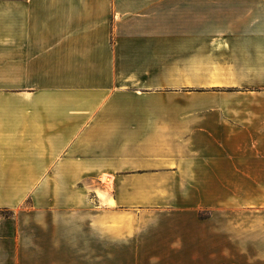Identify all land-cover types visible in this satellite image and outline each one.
Wrapping results in <instances>:
<instances>
[{
	"label": "crops",
	"instance_id": "obj_1",
	"mask_svg": "<svg viewBox=\"0 0 264 264\" xmlns=\"http://www.w3.org/2000/svg\"><path fill=\"white\" fill-rule=\"evenodd\" d=\"M0 66V264H264V0H0Z\"/></svg>",
	"mask_w": 264,
	"mask_h": 264
},
{
	"label": "rangeland",
	"instance_id": "obj_2",
	"mask_svg": "<svg viewBox=\"0 0 264 264\" xmlns=\"http://www.w3.org/2000/svg\"><path fill=\"white\" fill-rule=\"evenodd\" d=\"M6 91V85H5V66H0V94H4ZM11 211H6V210H0V217L1 216H12ZM148 213V212H147ZM143 214H145V212H143ZM211 212L205 210L204 212L201 213V217L202 218H208L211 217ZM152 219H149V217H143V221H151ZM157 219H153V221H156ZM159 220V219H158ZM165 221V220H162Z\"/></svg>",
	"mask_w": 264,
	"mask_h": 264
}]
</instances>
